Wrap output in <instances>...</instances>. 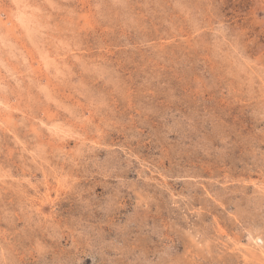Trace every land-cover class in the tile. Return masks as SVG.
I'll return each mask as SVG.
<instances>
[{
  "label": "rangeland",
  "instance_id": "374dc122",
  "mask_svg": "<svg viewBox=\"0 0 264 264\" xmlns=\"http://www.w3.org/2000/svg\"><path fill=\"white\" fill-rule=\"evenodd\" d=\"M0 264H264V0H0Z\"/></svg>",
  "mask_w": 264,
  "mask_h": 264
},
{
  "label": "bare ground",
  "instance_id": "6f19581e",
  "mask_svg": "<svg viewBox=\"0 0 264 264\" xmlns=\"http://www.w3.org/2000/svg\"><path fill=\"white\" fill-rule=\"evenodd\" d=\"M12 31V30H11Z\"/></svg>",
  "mask_w": 264,
  "mask_h": 264
}]
</instances>
